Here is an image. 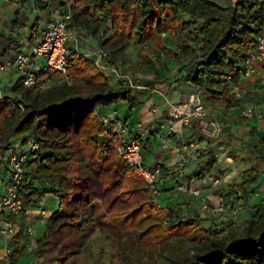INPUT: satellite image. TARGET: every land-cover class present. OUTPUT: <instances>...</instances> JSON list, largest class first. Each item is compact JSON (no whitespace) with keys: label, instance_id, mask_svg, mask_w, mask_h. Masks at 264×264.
<instances>
[{"label":"trees","instance_id":"obj_1","mask_svg":"<svg viewBox=\"0 0 264 264\" xmlns=\"http://www.w3.org/2000/svg\"><path fill=\"white\" fill-rule=\"evenodd\" d=\"M12 1L18 4L16 18L27 25L25 2ZM36 6L51 9L59 19L70 14L68 30L77 41L68 42L69 78H53L51 85L35 88L24 85L21 75L3 88L0 178L3 173L11 178L1 159L5 151L16 146L18 139L24 144L39 135V151L27 163L26 207L40 204L50 194L60 200V207L35 238V253L29 249L32 239L21 229L11 241L5 264L41 255L44 246L55 248L64 234L75 237L79 252L96 229L110 232L121 264L138 251L163 254L167 264H264V207L244 222L241 231L207 227L198 210L186 214L179 207H163L155 187L119 154L114 122L106 123V115L100 112L121 101L136 106L143 89L181 81L192 82L211 100L231 105L233 86L241 76H227L258 42L264 0L231 3L229 16L222 13L224 7L217 0H37ZM78 35L97 39L110 62L124 68L123 78L100 65L97 55L82 51ZM11 40L0 32L4 53ZM157 41L159 47L151 54L145 51ZM133 50L137 57L130 56ZM164 62L179 66L176 78L163 72ZM51 73L41 72L45 80L52 79ZM115 79L119 87L113 85ZM100 137L108 141L105 156ZM208 138L212 143L227 141L237 146L227 131L219 138ZM240 148L241 154L233 149L229 154L243 161L244 170L229 187L247 194L264 174V140L252 138ZM217 161L210 152L202 163L203 172H210ZM65 263V258L55 255L41 264Z\"/></svg>","mask_w":264,"mask_h":264},{"label":"crops","instance_id":"obj_2","mask_svg":"<svg viewBox=\"0 0 264 264\" xmlns=\"http://www.w3.org/2000/svg\"><path fill=\"white\" fill-rule=\"evenodd\" d=\"M23 1L29 15L27 25L20 23L16 18L18 4L12 0H0V32L12 39L11 47L5 49L4 53L9 60L12 51L15 52L16 58L21 51L32 52L34 46L43 40L37 38L45 36L49 24L54 19H59L51 9L38 8L37 0ZM237 1L239 0L234 2ZM89 37L90 46L98 47V40ZM80 49L86 52L90 48L83 46ZM16 58L11 62L20 72L15 65ZM45 63L44 58H39L38 68L41 69ZM54 74L55 72L52 71L51 75ZM44 77L46 79V76ZM116 80L114 84L119 83ZM193 94H197L205 103L210 119L222 123L224 131L235 137L237 146L231 147L227 141L212 143L213 140L202 135L198 130L195 120L186 127L178 125L175 135L169 133L170 106L176 102L189 101ZM232 94L234 101L231 105H227L224 102L211 100L192 82L181 81L172 85H160L155 89H143L140 94V104L136 106H131L128 101H121L102 108L107 117L127 120L135 129V134L142 138L146 165L152 170L160 169L157 181L158 199L164 195L165 200L168 199L171 203V205L161 204L163 207L174 206L181 201L183 203L187 199V197L180 199L184 192L192 204H197L198 210L202 209L204 203L225 206L227 202L235 200L236 202H233L241 206L243 212L250 213L249 215L253 217L258 209L264 207V174L257 178L247 194L229 187L230 183L239 180L243 171L238 173L236 170V161L230 157V151L233 149L237 154H241L243 150L240 147L244 146L245 142L252 138L264 140V120L241 117L244 108L260 107L264 101V63L258 64L256 72L251 76H241L239 84L233 86ZM146 130L150 131L151 135L145 136ZM20 141L21 139L15 141L16 145H19ZM176 146L179 147L178 150L175 149ZM210 152L216 155L218 161L210 172H203L202 163L208 159ZM7 182L9 177L1 178L0 192L5 190ZM195 191L200 193L195 194ZM223 194H228V198ZM51 196V194L47 195L45 199L50 198L48 199L50 207L57 211L60 200ZM42 211H45L47 216L43 202L28 205L23 214L14 218L17 233L23 229L27 220L36 216L41 217ZM14 237L0 241V252H6L2 258L9 255Z\"/></svg>","mask_w":264,"mask_h":264},{"label":"built area","instance_id":"obj_3","mask_svg":"<svg viewBox=\"0 0 264 264\" xmlns=\"http://www.w3.org/2000/svg\"><path fill=\"white\" fill-rule=\"evenodd\" d=\"M70 14L64 15L62 18L52 21L47 27L44 39L37 43L32 52L21 51L17 54L15 65L23 76V84L28 87L44 88L51 85L54 79L45 80L41 72L51 70L59 73L60 78H69L67 75L68 67V42L75 40L76 36L68 30V20ZM103 34V32H102ZM86 53L97 55V61L105 67L109 72H112L117 77L120 72L108 59V52L104 49L92 50L88 49ZM44 58L45 65L39 69L38 59ZM264 63V24L263 31L258 37V42L252 48L247 56L243 58L239 67L227 77L232 78L233 74L240 76H251L257 70V66ZM111 67V68H110ZM6 68V65L0 63V72ZM4 95V89L0 79V98ZM241 117L245 119L264 120V101L260 107L249 106L241 111ZM196 121L198 130L204 135L211 138H219L224 131L222 123L217 120L210 119L209 111L205 103L193 94L189 101L173 103L169 108V133L175 135L177 126H189L193 121ZM104 121L109 123L114 122V129L120 138L118 148L119 154L129 163L136 165L140 173L146 181L153 185L154 192L158 194L159 188L156 186L160 169H150L144 159L143 141L135 134V129L127 120L118 117H104ZM145 136L151 135V132L146 130ZM39 135H34L24 144H19L6 150L1 157L11 173L10 181L7 182L5 190L0 193V241L7 240L17 234L13 219L24 213L26 208V200L24 197L23 186L27 179V163L31 155L39 151ZM166 144H168L166 142ZM176 150L179 147H175ZM199 194L200 191H195ZM209 206L204 203L202 211H209ZM43 218L46 217V212L42 211ZM31 233L35 229H30Z\"/></svg>","mask_w":264,"mask_h":264},{"label":"rangeland","instance_id":"obj_4","mask_svg":"<svg viewBox=\"0 0 264 264\" xmlns=\"http://www.w3.org/2000/svg\"><path fill=\"white\" fill-rule=\"evenodd\" d=\"M11 1V0H9ZM223 5V11L222 13L226 16L230 15L229 12V5L231 3H234L236 0H217ZM55 20V19H54ZM74 35V33L72 32ZM165 36V35H164ZM45 36H39L37 39L41 40L44 39ZM79 37V44L80 47H88L92 50H99V46L94 47L90 46V42L88 38H90L87 35H78ZM156 47H159V43L154 42L152 46L149 48L147 47L145 49L146 52H149L150 54L152 51L155 50ZM11 59H7L4 52L0 49V61L2 63H5L6 68L0 72V79L1 84L4 87L13 85L16 80L21 76V73L17 71V68L13 65V61L15 60V52H11ZM131 57H137V53L135 50L130 55ZM12 60V62H11ZM172 61V60H170ZM128 63V62H127ZM116 66L118 71L121 72L124 70V68L119 64H113ZM132 67V71L134 72V66ZM111 68V67H110ZM139 70V68H137ZM179 67H176V65L173 62L165 63L164 62V68L163 72L170 75L172 78H176L178 75ZM140 72V71H138ZM59 79L60 75L59 73H56L52 76V79ZM119 79H122V75L118 76ZM119 82L117 79L116 82ZM115 81L113 82V84ZM120 83L114 84L115 87H119ZM103 114H106V112L102 111V108L100 110ZM11 116V114H9ZM107 117V116H106ZM110 118V117H109ZM208 137V136H207ZM99 142L101 144V150H102V156L106 155V145H107V139H104L100 137ZM22 140L20 141V143ZM19 143V144H20ZM151 163V162H150ZM236 170L241 172L244 170L242 161H236L235 163ZM3 178H6V174H2ZM1 183V178H0ZM53 196V195H52ZM51 196V197H52ZM158 197V194L156 195ZM182 196L180 199H184L187 197V199L180 204H176L173 207H179L185 211L186 214H194L197 208V204L193 203L189 200L188 196L184 193H182ZM48 199L43 200V205L45 206L47 210V216L45 218L36 216L35 218H32L30 220H27L23 226L24 233L27 238H31L32 242L30 243V251H33L36 249V241L35 238L37 236L42 235L44 230L46 229V225L49 222L50 217L56 212L53 207H50V203L48 202ZM160 204L163 205H171L170 201L168 199L165 200V196L162 195V197L159 198ZM189 201V202H188ZM231 200V202H227L225 206H218L214 204H209V211L203 212L202 209L198 210L202 217L205 219V225L207 227H212L218 231H223L228 228H234L238 231H241L244 227V222L252 217V215H249L250 213L243 212L242 207L237 206L236 203H234ZM236 202V201H235ZM254 213V212H253ZM43 220V222H41ZM30 229H35L34 233L30 232ZM76 239L73 235L64 234L61 235L59 245L55 248L44 246L41 252V255L38 254H31L29 256L23 257L18 264H41L44 261H46L51 256H60L66 259L65 264H96L98 262L99 264H121L123 261L119 258V256L116 254L114 248H113V239L108 230L105 229H96L88 234L87 240H86V246L80 250L77 251L76 248ZM1 243V242H0ZM35 253V250H34ZM6 252L2 251L0 252V264H5L7 260V256L4 258L3 255H5ZM132 255V258L127 260V264H167L168 260L166 259V256L163 254L155 253L154 255L149 254L148 251L143 252H135Z\"/></svg>","mask_w":264,"mask_h":264}]
</instances>
